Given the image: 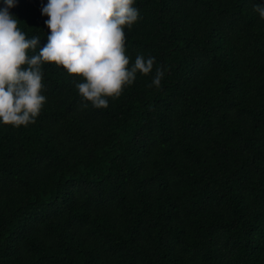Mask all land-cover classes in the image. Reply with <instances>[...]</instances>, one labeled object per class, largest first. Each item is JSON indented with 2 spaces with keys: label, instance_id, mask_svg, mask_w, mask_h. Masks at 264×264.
Instances as JSON below:
<instances>
[{
  "label": "trees",
  "instance_id": "obj_1",
  "mask_svg": "<svg viewBox=\"0 0 264 264\" xmlns=\"http://www.w3.org/2000/svg\"><path fill=\"white\" fill-rule=\"evenodd\" d=\"M47 2L10 9L40 47ZM257 4L135 0L126 54L156 63L106 109L84 107L80 80L42 65L36 122L0 124V264H264Z\"/></svg>",
  "mask_w": 264,
  "mask_h": 264
},
{
  "label": "clouds",
  "instance_id": "obj_2",
  "mask_svg": "<svg viewBox=\"0 0 264 264\" xmlns=\"http://www.w3.org/2000/svg\"><path fill=\"white\" fill-rule=\"evenodd\" d=\"M0 8V124L13 128L36 122L46 102L42 65L62 66L80 80L75 87L87 107L106 109L118 100L137 74L149 76L154 57L126 54L125 29L140 19L135 0H48L41 9L49 29L47 43L28 38L11 14L15 0ZM254 11L264 19V5ZM39 51L37 52V49ZM166 69L155 68L148 87L160 90Z\"/></svg>",
  "mask_w": 264,
  "mask_h": 264
}]
</instances>
